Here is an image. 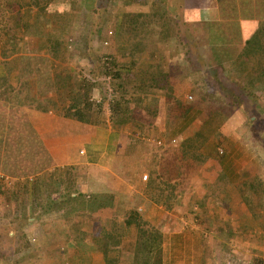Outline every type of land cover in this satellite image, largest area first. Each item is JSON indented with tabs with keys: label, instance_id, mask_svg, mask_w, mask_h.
Wrapping results in <instances>:
<instances>
[{
	"label": "crops",
	"instance_id": "crops-1",
	"mask_svg": "<svg viewBox=\"0 0 264 264\" xmlns=\"http://www.w3.org/2000/svg\"><path fill=\"white\" fill-rule=\"evenodd\" d=\"M162 6V9L158 6L157 11L163 12L167 9V15L172 21L168 22L169 29L171 23L179 28L180 23H175V19L185 28L178 30L173 36H166L167 39H160L163 43L170 41L180 43L182 46H179L181 50H178L180 55L176 58L175 53L169 52V56L173 59L164 58L168 54L160 49L156 55L157 59H152L150 56L154 55L149 53L145 62L147 66L157 67L158 72L156 73L152 67L138 66L137 70L140 72L135 73L137 77L141 75L143 82L146 80L141 84L142 95H139V99L145 97L151 101L152 109L148 112L155 113L151 120L153 126L151 128L156 129L161 136V138L157 137L160 144L165 142L163 139L168 136V127L172 125L174 127L173 132L169 128L172 132L171 139L182 142L183 137L194 134L195 131H192L193 134L190 131L193 122H197L204 114L214 113L209 112L206 109L209 106L203 103L205 100L213 99L210 94L204 92L201 95L204 99L201 105L192 106L184 94L185 88L196 93L206 91L203 82H207L206 84L211 82L214 88L216 84L227 85L231 83L227 76L230 72L244 76L241 79H245L243 80L245 88L252 89L249 84L253 82L258 85L256 88L264 87V80L256 79L251 68L252 60L260 56L256 54L259 52L253 51L252 55L246 53L247 49L254 50L251 45L247 46V41L264 22V0H169ZM20 7L19 11L18 6H9V2H2L0 6V114L1 103L5 102L11 104L15 110L14 118L16 114L20 117H28L32 130L30 140L33 138L38 140V144L45 151L46 163H50L41 167L40 172L46 174L41 182L42 187L49 186L47 181L51 179L55 187H58V184L60 187H65L66 182L55 181L52 172L56 166L63 168L75 165L77 166L75 172L79 174L76 181L79 191L85 192L87 189L85 187H89L84 181L87 179L92 180L98 192H110L114 198L112 204L110 201L109 205H98L92 211L96 220L95 232L92 234L71 233L64 218L61 217V212L53 211L48 215L45 214L44 217L46 220L52 218V214L59 217L56 228L47 227L45 224L41 234L28 232L27 235L31 240L40 242L38 250L41 252L50 253L58 249L63 252L71 251L81 256L80 264H106L105 238L110 235L113 220L116 218L124 220L130 208L129 201H124L122 197L136 190V185L125 181L124 174L120 171L122 169L114 163L121 160L120 155H123L128 148L122 145L125 137L137 139L141 137L119 132L118 127L112 125L109 107L106 113L97 115L96 124L33 107L26 96V88H23L24 85L19 81V74L21 59L35 55V52L32 54L33 51H29L30 49L25 52L22 48L30 37L27 33L32 34V29L35 27L25 16L26 7ZM142 11L151 14L152 10L150 6H143ZM5 21L9 29H13L14 32L5 31L2 24ZM24 27H27V30H24ZM213 47L223 50L222 64L210 60ZM198 54L199 65L193 63L194 56ZM160 60H166L163 70L161 67L158 68L156 63ZM207 61L215 68L209 67ZM145 62L143 57V65ZM191 66L195 68L193 71ZM260 70L263 69L259 67V74H261ZM63 71L69 72L66 69ZM136 76L133 77L137 78ZM35 85L37 86L38 83ZM62 86L59 85L56 91L50 87V90L42 92L40 97L44 101L46 98L54 99L63 106L70 98L65 95L67 90ZM33 91L35 93L37 90ZM188 98L192 96L189 95ZM181 105L189 107V110H186L184 120L179 118L178 121L179 115L176 109L181 108ZM167 107L173 110L172 117ZM16 108H18L17 112ZM252 119L255 120V117ZM26 131H14L13 137L22 139V135L28 133ZM7 134L8 132L1 133L0 116V140L11 136ZM250 150L252 149L246 146H234L223 156L210 157L197 172L195 171V175L189 177L184 188L185 192L177 194L172 210H167L163 204L155 203L148 207L138 206L140 211L143 210L145 218L153 222L163 233L162 264H264V157L262 156L264 153L262 150L253 149L254 152ZM161 153L158 151V154L156 152L151 155L157 157ZM72 195L77 196L76 192ZM52 197L54 196L49 199ZM96 198L100 203L106 200V197L99 199L96 196ZM140 201L142 200L139 199L137 202ZM30 220L31 226L34 225L33 223L38 225L35 217ZM41 225H44V222ZM126 231L129 233L128 236L135 237L136 229L133 225H130L129 230ZM106 248L112 256L122 251L120 264H132V250L128 251L111 240ZM49 256L50 254L49 259L52 258ZM37 257L38 259H34L29 264H45V260L48 259L46 254L43 256L40 254L39 257L38 251Z\"/></svg>",
	"mask_w": 264,
	"mask_h": 264
},
{
	"label": "rangeland",
	"instance_id": "rangeland-1",
	"mask_svg": "<svg viewBox=\"0 0 264 264\" xmlns=\"http://www.w3.org/2000/svg\"><path fill=\"white\" fill-rule=\"evenodd\" d=\"M27 1L28 4H26L25 0H0V6L2 2H9V6H18L19 11L21 9L20 6H25V16L32 22L35 27L32 29V34L28 35L27 33V36H30L27 40L35 37L37 40H40L38 45L42 46V44L46 43L48 39L53 38L49 34L50 28L47 27V24L45 22L47 21V17H45V15H43L41 11V6H43V3L41 2V0ZM75 2V6H87V10L85 9L83 13L80 12L78 13V15H76V13L74 12L73 14H68L67 16H65V18H62V23L65 25L68 31V33L62 34V36H70L69 38H71L70 42H72V47H69L70 49H68L67 53H53V51L50 52L46 49H42V52L40 50H37L38 54H41V57H43V66H46L47 63H54L55 67L59 68V70H61V68L62 70L66 69L67 71L71 72V74H73V78L75 79L74 81L78 84L80 82L78 78L81 76H84L85 78H98L99 76H96V74H99V72H103V62H106L105 64L107 65V67L112 66L111 61L113 59H116L119 64H125L127 70H124V72L126 73V75L130 73L129 77H126L124 81H119L123 82L121 84H124L123 87L126 91V94L124 93V96L131 102V109L138 117V120L136 122L133 121L120 124L117 129L121 133L124 132L125 135H138L141 137V140L143 142L141 149H139V152L132 157V160L125 159L123 157L125 155H120L121 160L119 162H130L131 166L138 165V168H143V180H146V175L149 176L150 164H153V162H155L156 160L158 161L163 159L165 163H168L169 159L175 158L176 161H178L179 159L184 163H187V167H190V163L192 162L193 167H190L189 172H187L186 174V177L188 179V177L193 175L195 171L197 172V170L199 169V166L196 164L197 162L194 163L195 161H193L192 153H188L187 155L185 149L183 150L181 147L184 141L187 145L192 142L187 141L190 137H183L182 142L178 141L177 139L172 140L170 137L174 128L172 125V127L167 128L168 136L166 137V139H163L165 140V142H161L162 144L158 143L157 137L161 138V136L159 135V133H157L156 129L151 128V120L155 116V113L148 112L152 109L150 103L151 101H149L148 98L145 97L139 99V95H142L141 84H144L146 80L143 82V80H141V75H139L138 78L133 77L136 76V71L138 73L140 72L139 70H137L138 66H147V62H145V59L149 57V53L155 56H150L152 59L157 57L156 55H158V51L160 49L165 51L166 55L168 54V56L165 55L166 57L164 58H169L170 53H175L176 58L177 55H180L178 54L180 52L178 50H181V48L179 47L181 46L180 43H171V41L168 43H163L160 41V39H163L160 37L159 33L161 31L163 20L172 22L167 14H162V12L157 11L158 6H161L162 9L163 4H158L156 0H76ZM143 6H150L152 11L149 16L148 13L142 11ZM139 12L145 13L146 16L136 19L138 21L130 27L127 26L128 21L121 18V16H125L126 13ZM150 21H152L153 24H150ZM178 22L180 23L179 29L184 30V26L181 25L180 21ZM2 24L6 32H14L13 29H9L6 21ZM134 25L136 29H133ZM25 29L27 30V27H24V30ZM177 31L178 27H176L175 24L171 23L170 29L168 27L167 36H173L174 33H177ZM85 41H87L90 51H80V48L78 47L79 43L82 42V44H84ZM75 45L77 46V49H74ZM142 52L144 54H142ZM33 53L34 51L32 52V54ZM103 56H105V58ZM106 56L108 57V59H106ZM143 57L145 65H143ZM194 57L195 59L193 63H197L200 59L199 54L198 56L195 55ZM170 59H173V57H170ZM21 60L23 64V61L27 60V57ZM200 62H202V60ZM156 63L158 64V68L161 67L162 70L166 66V60H160L159 62L156 61ZM131 64L132 68L131 70H129L128 67H130ZM197 64L199 65V63ZM208 66L215 68L213 64H208ZM147 67H152V65H148ZM191 67L193 71L195 68H193V66ZM152 69L156 73L158 72L157 67L153 66ZM227 76L229 77L228 80L231 83L225 86H229L230 90H225L224 85L221 84H216L214 88L210 84L211 82L208 84H206L207 82H203L205 84L203 88L206 89V91L202 90L200 92L197 91L196 93H193L188 88L184 89L186 99L192 106H197V104L199 106L201 105L200 103L204 100L201 95L204 92H207L213 97V99H210L208 101L205 100L203 103L209 106L206 107L209 112L214 113L202 115V117L198 118L197 122H193L190 126L191 132H196V130H199L203 133L204 136L207 137L206 142H203L204 138H200V141L202 143L198 142L197 144H195L196 150L197 152H207V150L214 151L212 149L213 147H215V152L218 154V156L225 155L226 151H228L230 148H233L234 146H246L247 148L252 149L250 150L251 152H254L256 150L261 151L260 145L251 134L252 125L250 120L255 117L256 124L259 125L260 123V125L262 126L261 131L264 130V87H262L261 89L256 88L258 85L253 82V84H249V87L252 88V90H248V88L246 90H243L241 89L242 86L245 89L243 84V80L245 79H241L242 77H244L243 75L239 74L238 76L236 73L230 72ZM40 77L41 76H34V74L30 75V78L32 79L31 88H33L34 90H39V88H41L42 86L35 85ZM194 77L195 76H193V78ZM25 78L26 76L23 77V80ZM207 78L209 79L208 76ZM44 79L45 77L43 78V80ZM99 81L101 83L94 92L93 100L97 102L98 100H101V98H103L105 94L107 95L108 100H110L113 97V85L111 86L109 84L111 88L109 89L108 81L107 79H105V77L99 78ZM67 86L64 87L66 90H68V93L65 92V95L71 98L72 92L70 90V87ZM70 93L71 95H69ZM116 94L117 96L121 95L119 92H116ZM106 95L104 97H106ZM189 95H191L192 98H188ZM225 96L227 97L225 98ZM37 98H39V101L44 102V99L41 98L40 95H37ZM146 101L148 102L147 104ZM101 102L102 100L98 101V104H100ZM107 104L108 101L106 103V109L103 111L104 113H106L107 111ZM1 107V133L4 134V132H8L7 135L10 136L11 134V136L7 137L5 140H0V234L1 227L3 228L5 226L11 227L10 229H12V227L14 226L15 228L20 226L23 227V230H26L27 233L33 232L38 235L44 231L42 229L45 228V224L47 225V227L52 226L56 228L57 216L54 214L51 215L52 218L47 220L42 216V220L35 221L38 223V225H36V223H33L34 225L32 226L30 225V222H32L30 219L32 217H41V215H43V213L46 212L50 207L57 212L62 210L61 214H65L66 212L71 213L73 211H76L77 208L80 207V203H82V201L86 199L91 201L89 203L90 207H97L100 202L96 200V196L101 192H98L99 190L96 186H94L92 180H87L86 178V180H83L89 184V187H85L87 188L85 192L86 195H89L90 197L86 196L85 198L66 195L65 187H60L59 184L58 187H55L52 180L47 181L49 186L40 187L43 193L41 194L42 196L40 195L38 197L39 201L34 199V195H31L34 198H29V194L25 192H23L22 197L19 196V182L23 183V180H25L24 182L28 180L26 189H28V191L30 192V188L28 186L30 185L31 187L32 182L35 181V176L38 174V172L40 173V175L43 174L40 172L41 167L43 168L45 164L50 163H46V156L44 155L45 151L38 144V140H34V138L30 140V138L32 137V130L31 125L28 121V117H20L19 114H16L17 116L16 118H14L13 114L15 110L12 108L11 104L8 105L7 103L2 102ZM17 109L18 108H16V112ZM167 109L169 115H171L170 117H172L173 110L170 107H167ZM180 110V107L176 109V113L177 115H179L178 121H180V119L184 120V116L186 114L185 109H183L182 112H180ZM94 119L95 122L93 123L96 124L98 122V117L96 116ZM167 124L168 123H166V125ZM169 128L172 129V132L169 131ZM23 130H27L26 132L28 133L24 134L25 136L22 135V139L15 138L16 136L13 137L14 131L22 132ZM185 132H187V130H185ZM199 143L200 146L198 145ZM125 144L127 143L124 140V143L122 142V145L125 146ZM187 147L188 148L186 149H190V146ZM158 151H161L163 153H161L162 156L158 155L156 157L154 155H151V153L156 154V152L158 154ZM262 156L264 157V154ZM36 167L40 168V171L34 173L33 170ZM74 167L77 166L74 165ZM64 169H66V167ZM42 176L43 175H41V177ZM137 178L138 177L135 176V179ZM58 180L59 179L57 178L55 179V181L59 182ZM60 182H62L61 179ZM177 190V182L175 183V181L172 180L168 184L165 194H175ZM180 192H185V189H182ZM24 196L26 197L25 201L23 198ZM51 196L54 197H52V199H49V197ZM56 198H58L57 201H54ZM176 198L177 195L175 198L174 196L170 198L169 201H167L168 204H164L167 210H172V205ZM123 205L124 204H122V207ZM138 206L148 207V205L142 201ZM16 210L18 211L16 212ZM43 222L44 225H41ZM10 233L14 234V231H11ZM26 236L29 240H31L28 235ZM34 238H36V236ZM15 243L17 245V242ZM31 243L34 252L37 253L38 251L39 257L40 254L41 256L46 254L48 258V255L50 254L49 257L52 258H48L47 260H45V264L81 263V260H79L81 256L75 254V252H63L60 249H58V251L52 250V252L50 253L46 250V252H41L40 250H38V246L40 243L39 241L31 240ZM8 262L7 260L1 258L0 242V264H20L19 262L15 263V256H12V259H10Z\"/></svg>",
	"mask_w": 264,
	"mask_h": 264
},
{
	"label": "trees",
	"instance_id": "trees-1",
	"mask_svg": "<svg viewBox=\"0 0 264 264\" xmlns=\"http://www.w3.org/2000/svg\"><path fill=\"white\" fill-rule=\"evenodd\" d=\"M75 1L76 0H41V2L43 3V6H41V11L42 14L47 17V21L45 22L47 24V27L50 28L49 34L53 38L48 39V41L42 44V46L38 45L40 40H37L35 37L31 38V41L27 40L26 42H24V44L22 45L23 50L27 52L30 49L29 51H34L35 55L28 57L27 60L23 61L19 74V81L22 82V85H24L23 88H26V93L31 104L38 110L54 111L55 113L68 118H73L85 123H93L95 122L94 118L97 115H100L106 109V103L108 101L107 106L111 110L110 117L112 125L114 127H118L120 124H124L127 122H136L138 120V117L131 109V102L124 96L126 94V91L123 87L124 84H121L123 82H120L124 81V79H126V77H129L130 74L128 73L126 75V73L124 72V70H127L125 64H119L116 59H113L111 61L112 66L107 67V65L105 64L106 62H103V72H99V74H96V76H99L98 78H85L84 76H81L78 78L80 81L78 84L74 81L75 79L73 78V74H70L69 72L63 70L59 71V68L57 69L54 63H47L46 66H43V57H41V54H38L39 50L41 51L42 49H46L50 52L53 51V53H67L68 49H70L69 47H72V42H70L71 38H69L70 36H62V34L68 33L65 25L62 23V18H65V16H67L68 14H73L74 12L76 13V15H78V13L80 12L83 13L85 9L87 10V8L81 5L75 6ZM156 1L161 5L163 3H168L169 0ZM26 4H28V1H26ZM162 14H167V9L166 11H163ZM125 16H121V18L127 20V26L130 27L138 21L136 19L146 16V14L142 12L126 13ZM177 22L178 20L175 19V23ZM149 23L153 24L152 21H150ZM261 25L262 26L258 29V31L247 41V46L251 45L252 47H254V50L253 48L247 49L246 53L249 52V55H252V53L254 52H259L256 54L258 56L260 54V56L257 57L256 60H252L253 63L251 65V68L254 71L253 76H255L256 79L261 78L264 80V22ZM168 27V21L163 20L161 31L159 32L161 38H165L167 36ZM133 29H136L135 25ZM178 30L180 29L178 28ZM78 47L80 48V51H90L87 41H85L84 44L80 42ZM74 49H77L76 45L74 46ZM211 54L213 57H211V61L215 60L221 64L224 62L223 50L213 47ZM103 57L105 58V56ZM106 59H108V57ZM259 67L263 69L260 70L261 74H259ZM128 68L129 70H131L132 64ZM33 74L34 76H41L39 79L36 78L38 79V85H42L41 88L36 91L38 92L37 94L36 92L34 93V89L31 88L32 79L30 78V75ZM25 76L26 78L23 80V77ZM44 77L45 79L43 80ZM104 77L105 79H107L108 85L110 84L111 86L113 85L112 87H114L113 97L108 100L107 95L105 94L106 97H104V95L103 98H101L102 102L98 104V102H95L93 100V95L96 88L100 86L101 82L99 81V78ZM59 85H64L62 87L68 85L70 87L72 96L67 104H64L62 106L56 100L51 98H46L44 102L38 100L37 95H41L42 92H45L50 87L56 91V88ZM110 85L108 86L109 89ZM224 89L230 90L229 86L225 85ZM241 89L246 90L247 87L245 89L241 87ZM248 90L252 89L248 88ZM116 92H119L121 95L117 96ZM69 95H71V93ZM181 108L182 109L180 110V112H182L183 109L189 110V107L184 105H181ZM250 122L252 125L251 134L254 136V139L257 140L258 144L261 147V150L264 153V130L262 129L263 131H261L262 126L260 125V123L259 125L256 124L255 120L251 119ZM200 138H204L203 142L207 141V137L204 136L201 131L196 130V132L187 140L192 142L187 145L184 141L181 146L183 150L185 149L187 155L188 153H192L193 161H195L194 163L197 162L196 164L199 167L203 165L210 157L218 156V154L215 152V147H213L212 149L214 151L207 150V152H197L195 144H197L198 142L202 143L200 141ZM125 141L127 143L125 144V146L128 148L123 153V155H125L123 157L125 159L132 160V157L139 152V149H141L143 141L141 139L128 136L125 137ZM200 143L198 144L199 146ZM187 146H190V149H186L188 148ZM198 163L201 165H199ZM114 164H116L119 169H122L120 171L124 174L125 181L134 183L136 185V190L133 191V193H126L127 195L125 194L122 197L124 201H129L128 203L130 205V208L129 210H127L124 220H119L118 218H116L112 222L110 235L105 238V249L107 251L105 253V262L106 264H120V255L122 251H119L116 256H112L109 255L106 248L108 244H110L111 240L112 242L116 243L124 249H127L128 251L132 250V264H162L163 233L160 228H158L153 222L145 218L144 212H141L138 209L139 203L137 201L141 199L142 202H145L148 206L152 205L153 203L157 205L168 204L167 201H169L170 198H172L173 196L175 198L176 195L185 188L187 182L189 181V177L187 179L186 174L187 172H189L190 167H193V164L191 162V166L187 167V163H184L179 159L178 161H176L175 158L169 159L168 163H165L163 159L158 161L156 160L155 162H153V164H150L149 176L146 175V180H143L142 177V172L144 169L138 168V165L131 166L130 162H115ZM65 167L66 169H64ZM75 169L76 167H74L73 165L64 166L63 168L56 166L54 168V171L52 172V176L53 178L55 177V179H61L62 183L66 182V195H72V193L76 192L77 196L86 198V193L83 191L81 192L77 189L76 181L79 177V174L75 172ZM38 171H40V168L37 167L33 170L34 173H37ZM41 175L43 176L41 177ZM41 175L38 172V174L34 178L35 181L31 184V187L30 185L28 186L30 188V192L28 191V189H26L28 180L26 182H24L25 180H23V183L19 182V196L22 197L23 192H25L29 194V198L32 199L33 196L31 195H34L35 198H33L38 200V197L43 193L40 187H42L41 182H43V177H45L46 174H44L43 172V174ZM135 176H137L138 178L135 179ZM172 180L177 182L178 190L175 194L166 195V189L168 187V184ZM257 182H259V180H257ZM97 197L99 199L100 197H106V200H104V202H101L99 206L109 205L110 201L112 204V201L114 199L113 194L110 192L100 193L97 195ZM23 198L25 201L26 197L24 196ZM90 202V200L86 199L82 201V203H80V207H78L76 211L61 214V217L64 218V222L71 233L81 232L84 234H92L93 232H95L94 227L96 226V220L92 215V211H94L96 207H90ZM17 211L18 210H16V212ZM53 211L55 210L50 207L46 212L43 213V215H41V217H36L35 220H42L41 218H43L45 214L48 215ZM59 212H62V210ZM130 225H133L136 229L134 234L135 237L128 236L129 233L126 230H129ZM10 228L11 227L8 226H5L3 228L1 227V258L7 260L8 262L10 259H12V256H15V263L19 262L20 264H29L34 261V259H38L37 253L34 252L30 240L26 236L27 232L23 230L24 228L20 226L16 228L14 226L12 227V229ZM11 231H14V234H11ZM12 242L14 246L12 245ZM15 242H17V245Z\"/></svg>",
	"mask_w": 264,
	"mask_h": 264
},
{
	"label": "built area",
	"instance_id": "built-area-1",
	"mask_svg": "<svg viewBox=\"0 0 264 264\" xmlns=\"http://www.w3.org/2000/svg\"><path fill=\"white\" fill-rule=\"evenodd\" d=\"M111 89V88H110ZM145 178H146V176H145Z\"/></svg>",
	"mask_w": 264,
	"mask_h": 264
}]
</instances>
